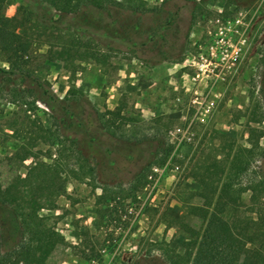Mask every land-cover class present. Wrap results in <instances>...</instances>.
I'll use <instances>...</instances> for the list:
<instances>
[{
    "label": "rangeland",
    "instance_id": "374dc122",
    "mask_svg": "<svg viewBox=\"0 0 264 264\" xmlns=\"http://www.w3.org/2000/svg\"><path fill=\"white\" fill-rule=\"evenodd\" d=\"M92 1L101 8L107 2ZM117 1L134 11L116 16L122 28L115 32L133 38L135 53L123 45L110 50L82 33L107 61L69 68L46 61L40 44L34 68L61 102L22 79L8 82L0 96L4 188L34 161L9 159L20 146L10 135L21 122L39 120L61 136L38 153L58 174L40 215L65 238L47 264H168V253L184 252L179 222L205 225L187 216L190 205L200 204L194 174L201 162L253 148L249 175L264 176V0H186L188 18L174 26L176 0ZM20 4L7 0L3 15L15 16ZM79 99L86 115L122 106L136 120L122 132L129 141L103 134L78 156L70 142L76 135L59 124L70 120L68 109L77 111ZM144 170L146 180L138 181ZM253 250L238 264H259Z\"/></svg>",
    "mask_w": 264,
    "mask_h": 264
},
{
    "label": "trees",
    "instance_id": "16d2710c",
    "mask_svg": "<svg viewBox=\"0 0 264 264\" xmlns=\"http://www.w3.org/2000/svg\"><path fill=\"white\" fill-rule=\"evenodd\" d=\"M185 1L176 0L171 26L187 20L189 8ZM6 3L7 0H0V96L6 92L8 82L22 79L51 101L61 102L49 95L34 68V55L40 44L46 47V61L63 62L69 68L90 60L100 64L107 61L91 41L82 38V33L106 43L110 50H120L116 46L123 45L135 53L133 38L115 32L122 28L117 26L121 22L116 17L119 13L134 14L129 2L107 0L101 8L92 0H21L13 17L3 15ZM76 103L78 110L68 109L70 120L60 122L59 131L74 132L76 136L70 142L78 156H82L84 143L96 144L103 134L120 143L129 141L122 132L136 120L123 114L122 106L103 115H86L84 101L79 99ZM249 129L251 135L256 132ZM10 136L20 146L9 159L34 161L24 177L13 179L10 188H4L0 181V264H47L65 238L48 224V218L40 215L51 202L58 174L38 161V153L43 145H57L61 136L31 118L21 122ZM252 149L239 148L225 159L201 162L194 174L199 185L195 195L200 204L190 205L187 216L197 217L205 225L198 230L185 220L179 222L186 235L184 252L168 253V264H238L252 248L259 264H264V176L249 175L251 163L246 161V155ZM136 178L145 181V170ZM245 194L249 195L248 204L244 202Z\"/></svg>",
    "mask_w": 264,
    "mask_h": 264
}]
</instances>
